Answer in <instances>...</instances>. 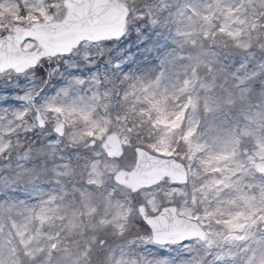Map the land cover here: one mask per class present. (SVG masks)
I'll list each match as a JSON object with an SVG mask.
<instances>
[{
  "label": "rangeland",
  "instance_id": "rangeland-1",
  "mask_svg": "<svg viewBox=\"0 0 264 264\" xmlns=\"http://www.w3.org/2000/svg\"><path fill=\"white\" fill-rule=\"evenodd\" d=\"M63 1L45 0L57 5L53 20L65 16ZM115 1L129 7L122 38L81 42L71 56L50 57L22 75L0 73V251L13 249L14 264H151L159 257L262 264L264 222L249 230L254 239L238 241L223 221L264 214V176L254 169L264 158V0ZM32 2L0 0V36L34 23ZM29 43L26 50L42 52L34 39L23 48ZM185 80L191 84L181 91ZM65 88L68 95L57 97ZM189 95L197 106L173 128ZM53 97L75 113L42 110ZM85 106L87 118L80 114ZM59 121L66 123L63 136L53 130ZM190 127L195 134L185 141ZM112 130L124 143L119 158L102 148ZM197 144L203 151H194ZM139 146L180 160L189 182L121 187L113 176L133 167ZM225 148L235 153L225 185L208 190L216 174L201 161ZM140 204L149 214L175 204L207 238L153 243Z\"/></svg>",
  "mask_w": 264,
  "mask_h": 264
},
{
  "label": "snow or ice",
  "instance_id": "snow-or-ice-1",
  "mask_svg": "<svg viewBox=\"0 0 264 264\" xmlns=\"http://www.w3.org/2000/svg\"><path fill=\"white\" fill-rule=\"evenodd\" d=\"M32 9H34V16L29 17L33 19L34 27L32 30V38L34 40H38L41 45V49L44 54L40 55V61H44L51 57V53L48 51L50 45L52 43H62L64 47L71 48L73 43L77 40H81L86 36H90V27L94 25L99 20V15L95 11L100 7L99 0H66V3L63 5L65 8V16L62 19L61 23H53L52 20L55 16V10L57 5L54 2L45 3V0H33ZM27 16V12L24 13ZM19 23V21H17ZM122 38V37H121ZM24 39H28V37H24ZM99 43V41H94ZM33 45L29 43L25 49H21L16 47L14 50L9 48L7 53L5 52V48L2 42H0V58L5 56L6 54L23 56L26 52L27 48L32 47ZM79 47V45H77ZM131 49H129V52ZM57 55H61V53H57ZM63 55L71 56V52L63 53ZM39 67V62L33 64L31 68H22L18 65H12L11 67L5 69L2 64H0V72L4 71H14L17 75H22L27 72H31L34 68ZM74 84L83 83L82 80L78 78H74ZM191 84V81L185 80L184 87L181 88V91H186L187 87ZM147 91V89H144ZM68 89H61L60 92L57 93V97L63 94L64 96L68 95ZM57 97H53L50 101L42 105V110L49 112L62 113L66 110L61 107L56 106ZM28 95L22 99H28ZM158 103V102H157ZM198 101H194L193 98L188 96V103L184 105L181 109L180 113L176 116V122L171 126L181 127L179 124L181 117H183L187 111L188 107L197 106ZM76 109L74 107H70L67 109L66 114L71 115L75 113ZM91 109L88 106L80 109V114L87 118L90 114ZM38 123L41 127H45L44 120L40 117H37ZM98 126V125H96ZM62 125L57 126V132L62 134L61 132ZM89 135H94L93 133H88ZM195 134V127H190L182 138L185 141H189L190 138ZM195 152L203 151V146L197 144L194 149ZM227 148H225L224 152L217 153L209 151L205 154V158L201 161L202 166L206 173H215L216 178L211 179L210 182L204 187L208 190H215L220 186L225 185V171L227 170L228 162L230 159H235V153L231 154V157L226 154ZM223 165V166H221ZM186 183V181H184ZM195 203V198L194 201ZM172 211H175L174 209ZM187 215V214H186ZM199 219V217H197ZM257 221L264 222V214L257 215L253 213L250 216H245L244 214H238L236 217L223 221V223L229 225L230 230L235 232L236 235H233L231 239L243 241L248 238H253L248 235L251 227L256 226ZM182 226V227H177ZM192 229L191 235L188 234V229ZM153 229L149 228V234L151 235ZM170 239L167 241H163L161 239H154L153 243L157 245L163 246L164 244H179L181 246L185 245L187 241L195 240L197 238H205V234L203 232L197 231L195 226L190 225L187 219L177 220L175 225H173V230L170 233ZM52 247L55 248L56 244L53 243ZM0 264H14V250L11 248L5 249L4 251H0ZM151 264H173V262L167 257H159L154 259ZM264 264V262H262Z\"/></svg>",
  "mask_w": 264,
  "mask_h": 264
},
{
  "label": "water",
  "instance_id": "water-1",
  "mask_svg": "<svg viewBox=\"0 0 264 264\" xmlns=\"http://www.w3.org/2000/svg\"><path fill=\"white\" fill-rule=\"evenodd\" d=\"M99 3L100 7L95 10L99 15V20L90 27V36H86L81 40L75 41L71 48L64 47L62 43H52L48 49L51 55L70 52L73 47L77 46L85 39L97 41L100 39L113 38L121 35L128 12L126 6L111 0H99ZM61 22L62 21H54L53 23ZM33 27L34 25L20 30L14 34H9L0 38V42H2L4 45L5 52L7 53L9 48L13 50L16 47L20 48V44L25 40L24 37H32ZM36 61L37 54L35 51H26L23 56H9L6 54L0 58V64H2L3 68L5 69L11 67L12 65L28 68L35 64ZM107 149H109V153L111 155L116 156L121 153L120 144L116 138H113V140L108 143ZM140 152L141 151H139L136 167L131 172L124 171L118 173V179L120 182L131 186L132 189L136 190L144 186L154 185L163 180L166 176H169L172 182H182L186 180L183 166L174 159H166L156 155H149L147 153ZM257 166L259 171H264V162H259ZM178 171H182L183 175L181 176ZM173 209L175 211H172ZM176 209L177 208L175 206H168L155 217L145 216V220L153 229V236L155 239L158 238L163 241H167L171 238L170 233L173 230V225H175V222L177 220L186 219L182 217L178 218L176 216ZM142 213L145 214L143 208ZM187 220L189 221L190 225L195 226L197 231L203 232L197 222L191 221L189 219ZM191 232L192 229H188L189 235H191Z\"/></svg>",
  "mask_w": 264,
  "mask_h": 264
}]
</instances>
